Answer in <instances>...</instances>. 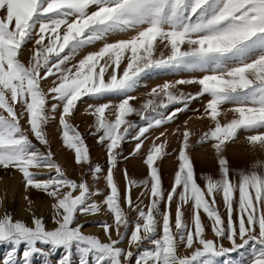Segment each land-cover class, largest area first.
I'll list each match as a JSON object with an SVG mask.
<instances>
[{
    "label": "snow or ice",
    "instance_id": "1",
    "mask_svg": "<svg viewBox=\"0 0 264 264\" xmlns=\"http://www.w3.org/2000/svg\"><path fill=\"white\" fill-rule=\"evenodd\" d=\"M161 75L182 78L136 107L135 93ZM81 102L88 133L72 122ZM190 111L211 122L198 144H211L217 170L198 176L185 129L166 188V129ZM224 112L232 118L222 123ZM53 125L103 189L66 174ZM241 133L264 149V0H0V169L21 174L31 216H0L2 264H264V161L234 173L223 155ZM89 136L105 149L104 168ZM132 141L146 174L125 168L118 181ZM32 191L52 201V228L32 212ZM98 215L103 241L83 231Z\"/></svg>",
    "mask_w": 264,
    "mask_h": 264
},
{
    "label": "rangeland",
    "instance_id": "2",
    "mask_svg": "<svg viewBox=\"0 0 264 264\" xmlns=\"http://www.w3.org/2000/svg\"><path fill=\"white\" fill-rule=\"evenodd\" d=\"M28 58V53H25L24 59ZM181 76L177 75H161L159 78L149 79L146 81V86L141 87L136 93L135 106L140 107L143 102L148 99L147 93L151 88L164 83L165 81H171L175 79H180ZM47 87V85H45ZM185 91H195L193 86H184ZM90 102V101H89ZM193 108H199L201 105L197 102H194L192 105ZM87 104L81 102L78 105V112L75 114L73 123L79 126V129L82 133L89 132V125L92 123L93 117L90 116L85 109ZM232 118L230 112H224L221 116V121L227 122ZM133 120H138V117H131ZM211 127V122L207 119H199L193 112L181 113L174 123L167 127V138H168V151L172 153L170 156L165 158L160 162L163 183L167 188L170 186L171 177L177 167V160L175 158V150L180 146V132L187 129L192 133L190 138V143L192 149L190 150L191 158L194 162L195 170L198 176H203L205 174H215L217 170V160L218 157L211 147L210 143H205L203 145L198 144L200 137L204 132L208 131ZM179 130V131H177ZM51 134V149L56 153L57 162L61 164L62 168L65 170L66 174L70 178L79 179L81 176H85L89 183H95L96 187L103 189V181L93 182L91 176L87 173V166H76L74 163V158L71 153L62 149V145L58 139V133L56 132V127L53 125L50 129ZM159 131H165L164 128H161ZM153 135H159V132L153 133ZM88 143L91 149V157L94 164H99L102 168L105 167L106 153L102 145L96 143L95 139L92 136L88 137ZM134 141L127 143L124 146L125 155H128L127 160L121 161L119 164L120 171L115 173L117 180L121 178L122 171L127 168L128 172L134 178H143L146 174V169L142 164V161L138 157H132L129 155L132 152ZM43 150V149H42ZM223 155L227 157L230 161V166L235 173L237 170L249 169L251 164L255 161H264V149H261L259 146L253 148L250 146L245 139V134L241 133L238 136V139L234 142H231L227 145L226 150L223 152ZM134 197L138 194V190H134ZM26 195L24 191V186L22 183V176L15 171H6L0 169V201H2V206H0V216H2L6 210L11 211L14 214L15 219H20L22 221L29 222L31 221V216L28 211H26L27 201H25L24 196ZM34 200L32 205V212L37 216L43 217L47 226L52 228L53 225L49 222V217L51 213L50 204L52 201L44 196H38L35 191L28 193ZM147 202V201H145ZM134 215V214H132ZM107 219L103 215L91 216L88 217L89 222L84 224L83 231L85 234L96 235L102 241L105 240L102 229L97 227V222ZM115 238V235H113ZM208 238H213L212 234L208 233ZM225 247L230 245L225 242ZM127 248V245H124ZM8 247L5 245H0V257H4L8 251ZM135 251V249H132ZM243 251V250H242ZM186 252L184 250L180 251V255H184ZM233 259L238 258V253L231 254ZM77 264H78V258ZM2 264V262H0ZM34 264H41L39 257L34 259Z\"/></svg>",
    "mask_w": 264,
    "mask_h": 264
}]
</instances>
